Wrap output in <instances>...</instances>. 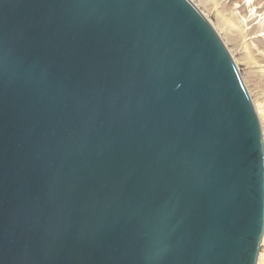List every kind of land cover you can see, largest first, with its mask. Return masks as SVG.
Masks as SVG:
<instances>
[{
    "label": "water",
    "instance_id": "water-1",
    "mask_svg": "<svg viewBox=\"0 0 264 264\" xmlns=\"http://www.w3.org/2000/svg\"><path fill=\"white\" fill-rule=\"evenodd\" d=\"M264 148L188 0H0V264H256Z\"/></svg>",
    "mask_w": 264,
    "mask_h": 264
},
{
    "label": "rangeland",
    "instance_id": "rangeland-1",
    "mask_svg": "<svg viewBox=\"0 0 264 264\" xmlns=\"http://www.w3.org/2000/svg\"><path fill=\"white\" fill-rule=\"evenodd\" d=\"M205 1H207L209 4L214 3L213 4L214 6L208 5L207 2L205 3ZM211 2H212V0H211ZM211 2L208 1V0H203V2H201L200 0L192 1V3L196 6V8L197 7L199 8V9L198 8L197 9L200 11V13L202 15L205 12L203 16H206L205 17V18H207L206 20L209 23H211L212 26L215 28L217 34L220 36L219 38L222 39L221 41L222 42L224 41L223 44L226 47L227 51L229 52L230 56L233 57L232 60L234 61V64L236 65V67L238 69V72H239L240 77H241V79H242V81L244 83V86H245V88H246V90L248 92L250 100L252 101V104H253V106H254V108L256 110V113H257V116H258V120H260L259 124H260L262 141H263V148H264V118H262V117H264V115L262 117H260L262 115V113L264 114V112H263L264 111L263 110L264 109V72H262V70L260 69L261 68L260 65H262V61H261V58L259 57V55L256 52V50L258 48V45H256V44H259L258 40H260V42H261L263 40V37L255 38V40L253 39L252 41H247L246 43H244V41H242V40L239 41L240 38H234V37L230 38L228 35L226 36L225 31L224 32L221 31L219 29V27L217 26V23H218L217 21H220V20L226 21V17L228 15V17H227L228 21L230 20V22H232L233 16H232V9L230 7V4L227 2V0H224V2H223V0L222 1L221 0H219V1L215 0L212 3ZM215 3H216V5H215ZM206 5L208 6V9H207ZM210 8H212V9H210ZM219 8H221L220 11H219ZM208 10H210V11H208ZM225 10H226V12H225ZM216 12L219 14V18H217V15H216L217 13ZM222 12H223V14H222ZM230 12H231V15H230ZM222 15H223V17H221ZM220 17H221V19H220ZM224 18H225V20H224ZM209 19H210V21H209ZM216 19H218V20H216ZM231 40H233V41L231 42ZM248 42H250L249 44H251V45H249V46L250 47L252 46L251 48L247 45ZM235 43H238V44H235ZM241 44L243 46L245 44L246 45L244 47H242ZM236 45H238V47ZM246 46L249 47V48H247V50H245ZM240 48H243V50L241 49L242 50L241 51ZM248 49H250V50H248ZM244 57H246V58H244ZM249 57L250 58L253 57V59L252 58L251 59L255 60V61H253L254 63L250 61ZM256 60H258V62ZM247 61H250L252 64H250V62L248 64ZM257 103H259V104L257 105ZM261 109H262V112H261ZM263 236H264V232H263L262 237ZM263 256H264V243H263V240L261 238V241H260L259 247H258V257H257L256 264H258L264 258ZM260 263L263 264L264 263V259Z\"/></svg>",
    "mask_w": 264,
    "mask_h": 264
},
{
    "label": "bare ground",
    "instance_id": "bare-ground-1",
    "mask_svg": "<svg viewBox=\"0 0 264 264\" xmlns=\"http://www.w3.org/2000/svg\"><path fill=\"white\" fill-rule=\"evenodd\" d=\"M189 2L192 3V1L194 0H188ZM201 2H203V0H200ZM211 2V0H208ZM215 0H212V2ZM219 1V0H218ZM222 1V0H221ZM207 1H205L206 3ZM211 2V3H212ZM217 2V1H216ZM224 2V0H223ZM227 2L230 4V7L232 9V22H230V20L228 21L227 17H226V21H217V26L219 27V29L221 31H225L226 36L228 35L230 38L234 37V38H240L239 41H244V43H246L247 41H252L253 39L255 40V38H259V37H263V40L260 42L258 45V48L256 50L257 54L259 55V57L261 58L262 61V65H260V69L262 70V72H264V0H227ZM208 3V2H207ZM221 3V2H220ZM193 4V3H192ZM209 4L208 5H213ZM218 4V3H217ZM194 5V4H193ZM216 5V3H215ZM195 6V5H194ZM207 6V5H206ZM229 6V5H228ZM196 7V6H195ZM219 7V6H218ZM217 7V8H218ZM223 7V6H222ZM198 8V7H197ZM216 8V7H215ZM214 8V9H215ZM199 9V8H198ZM208 9V6H207ZM212 9V8H210ZM221 8H219L220 11ZM223 9V8H222ZM227 10V9H226ZM225 10V12H226ZM210 11V10H208ZM217 11V10H216ZM218 11V12H219ZM228 11V10H227ZM205 13V12H204ZM203 13V15H204ZM210 13V12H209ZM217 13V12H216ZM220 13V12H219ZM212 14V13H211ZM223 14V12H222ZM215 15V14H214ZM217 18H219V14L217 13ZM215 15V16H216ZM231 15V12H230ZM206 17V16H204ZM223 17V15L221 16ZM220 17V19H221ZM207 19V18H206ZM218 20V19H216ZM215 20V21H216ZM225 20V18H224ZM210 21V19H209ZM209 23V22H208ZM211 26L212 24L209 23ZM212 28L214 29V31L216 32L215 28L212 26ZM217 33V32H216ZM218 35V34H217ZM219 36V35H218ZM222 36V35H221ZM220 37V36H219ZM228 37V38H229ZM261 39V38H260ZM222 40V39H221ZM230 40V39H229ZM235 40V39H234ZM233 40H231L232 42ZM224 42V41H223ZM230 42V41H229ZM234 43V42H233ZM250 42H248V46L251 45L249 44ZM232 44V43H231ZM238 44V43H235ZM242 45V44H241ZM246 45V44H245ZM244 45V46H245ZM254 45V44H253ZM234 46V45H233ZM238 47V45H236ZM242 45V47H244ZM250 47V46H249ZM249 47H245V50H247V48ZM252 47V46H251ZM250 47V48H251ZM255 47V46H254ZM236 48V47H235ZM243 50V48H240V50ZM229 50V49H228ZM237 50V49H236ZM241 50V51H242ZM250 50V49H248ZM253 50V49H252ZM247 52V51H246ZM248 53V52H247ZM256 54V55H257ZM233 55V54H232ZM252 55V54H251ZM246 56V55H245ZM233 58V57H232ZM246 58V57H244ZM250 58V57H249ZM253 59V57H251ZM250 58V61L253 62L255 60H252ZM259 58V59H260ZM258 59V60H259ZM258 60H256L258 62ZM250 61H247L248 64ZM245 62V61H244ZM250 62V64H252ZM254 63V62H253ZM256 63V62H255ZM257 67V66H256ZM254 69V68H253ZM255 70V69H254ZM258 70V69H257ZM259 103H257L258 105ZM259 108V107H258ZM263 108V107H262ZM260 109V108H259ZM264 110V109H263ZM262 112V109H261ZM260 112V113H261ZM264 112V111H263ZM259 114V113H258ZM264 114L262 113V115L260 117H262ZM264 118V117H262ZM260 121V120H259ZM263 243H264V236L262 237ZM264 257V256H263ZM264 259V258H263ZM262 259V260H263ZM262 260L260 262H262ZM258 264H261V263ZM264 264V263H263Z\"/></svg>",
    "mask_w": 264,
    "mask_h": 264
}]
</instances>
